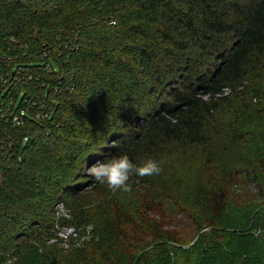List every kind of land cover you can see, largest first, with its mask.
I'll return each mask as SVG.
<instances>
[{"label": "trees", "instance_id": "1", "mask_svg": "<svg viewBox=\"0 0 264 264\" xmlns=\"http://www.w3.org/2000/svg\"><path fill=\"white\" fill-rule=\"evenodd\" d=\"M5 52L0 264H264V0H0ZM120 154L162 171L112 192Z\"/></svg>", "mask_w": 264, "mask_h": 264}, {"label": "clouds", "instance_id": "2", "mask_svg": "<svg viewBox=\"0 0 264 264\" xmlns=\"http://www.w3.org/2000/svg\"><path fill=\"white\" fill-rule=\"evenodd\" d=\"M163 161L147 158L135 163L127 154L112 155L105 160L96 161L87 169L98 184L105 185L110 191H130L129 180L132 176L145 177L158 175Z\"/></svg>", "mask_w": 264, "mask_h": 264}, {"label": "built area", "instance_id": "3", "mask_svg": "<svg viewBox=\"0 0 264 264\" xmlns=\"http://www.w3.org/2000/svg\"><path fill=\"white\" fill-rule=\"evenodd\" d=\"M10 39L13 40L12 37H10ZM42 55H46V53L43 52ZM10 58H12V55L10 53L5 52L3 54H0V59L3 62H8ZM9 63L7 64L8 66H9ZM46 67H49L50 69L48 62H47ZM12 69L17 70L15 73L14 71L11 72V75L15 77L16 76L15 74H18L20 70V66L17 65ZM1 77L2 75H0V78ZM32 77H33V74L29 73L27 78L30 79ZM36 78L37 77L35 76V79ZM22 116H23V111L22 110L13 111V107L11 106L10 102H4V100L2 99V95L0 94V117L10 119L12 121V124H18L22 121L21 120ZM26 139H27L26 137H23L22 141H25ZM11 146H12V141L9 138V136L6 135V137H0V151L3 152L5 150H9ZM2 152H0V155H2ZM1 180H2V174L0 172V181ZM72 234L76 235V229L74 226H64L61 228H56L55 235L49 238L47 242H59L61 246L67 247L70 244L69 242H74L70 240Z\"/></svg>", "mask_w": 264, "mask_h": 264}, {"label": "rangeland", "instance_id": "4", "mask_svg": "<svg viewBox=\"0 0 264 264\" xmlns=\"http://www.w3.org/2000/svg\"><path fill=\"white\" fill-rule=\"evenodd\" d=\"M92 165V164H91ZM90 165V166H91ZM53 208L55 209V213L56 214H60V216H64L65 218H69V213L67 211H65L61 205H54ZM90 229L91 226L89 225H81L80 227H78L76 229V235L72 234L70 240L74 241V245H78L79 242L83 239V238H87L90 235ZM259 232V229H254L252 230V234L253 235H257Z\"/></svg>", "mask_w": 264, "mask_h": 264}]
</instances>
